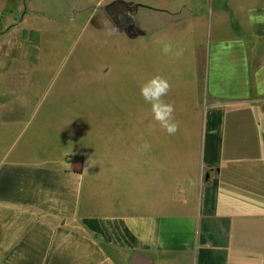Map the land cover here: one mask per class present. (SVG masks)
<instances>
[{
    "label": "crops",
    "instance_id": "1",
    "mask_svg": "<svg viewBox=\"0 0 264 264\" xmlns=\"http://www.w3.org/2000/svg\"><path fill=\"white\" fill-rule=\"evenodd\" d=\"M206 1H189L187 18ZM216 6L227 33L208 39L193 70L204 110L174 115L175 135L135 115L113 145L75 138L45 155L16 146L34 117L21 80L5 87L0 264H264V23L250 19L264 17V0ZM13 15L2 27L27 21ZM36 58L27 48L0 69Z\"/></svg>",
    "mask_w": 264,
    "mask_h": 264
},
{
    "label": "rangeland",
    "instance_id": "2",
    "mask_svg": "<svg viewBox=\"0 0 264 264\" xmlns=\"http://www.w3.org/2000/svg\"><path fill=\"white\" fill-rule=\"evenodd\" d=\"M113 1L1 0V14L14 13L15 22L23 14L27 21L21 28L0 24V66L19 61L27 48L37 51L36 63L0 69V97L21 80L29 101L24 114L34 117L16 146L49 155L75 138L113 145L115 132L133 116L152 115L140 87L157 74L171 84L164 99L174 105V115L203 113V81L193 70L201 71L208 39L227 33L214 17L216 0L203 2L195 19L187 18L195 0H123L143 6L133 17L141 33L135 38L114 30L104 12Z\"/></svg>",
    "mask_w": 264,
    "mask_h": 264
},
{
    "label": "clouds",
    "instance_id": "3",
    "mask_svg": "<svg viewBox=\"0 0 264 264\" xmlns=\"http://www.w3.org/2000/svg\"><path fill=\"white\" fill-rule=\"evenodd\" d=\"M250 19L253 23H264V17H250ZM170 91L171 84L168 78L160 74L151 77L140 87V94L150 105L153 119L168 135H175L179 131V123L174 116L175 107L164 99ZM141 147L146 151L150 145L144 143Z\"/></svg>",
    "mask_w": 264,
    "mask_h": 264
},
{
    "label": "water",
    "instance_id": "4",
    "mask_svg": "<svg viewBox=\"0 0 264 264\" xmlns=\"http://www.w3.org/2000/svg\"><path fill=\"white\" fill-rule=\"evenodd\" d=\"M141 7H143L141 4L116 0L104 6V12L117 33L124 34L129 38H135L141 33L135 26L133 17Z\"/></svg>",
    "mask_w": 264,
    "mask_h": 264
}]
</instances>
